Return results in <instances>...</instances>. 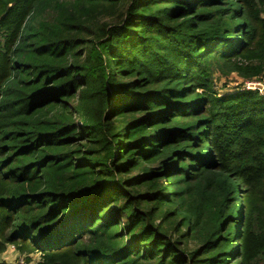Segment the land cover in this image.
<instances>
[{
	"label": "trees",
	"instance_id": "trees-1",
	"mask_svg": "<svg viewBox=\"0 0 264 264\" xmlns=\"http://www.w3.org/2000/svg\"><path fill=\"white\" fill-rule=\"evenodd\" d=\"M217 73L264 84V0H0V255L260 264L264 92Z\"/></svg>",
	"mask_w": 264,
	"mask_h": 264
},
{
	"label": "rangeland",
	"instance_id": "rangeland-1",
	"mask_svg": "<svg viewBox=\"0 0 264 264\" xmlns=\"http://www.w3.org/2000/svg\"><path fill=\"white\" fill-rule=\"evenodd\" d=\"M214 80L216 89L219 91V93L222 94L228 93L232 91L235 87H239L237 85H241L242 83L244 85L245 83V81L236 73H232L227 77H221L217 73L214 77ZM0 258L1 260H6L11 264H20L22 259H24V263L26 264H34L38 261H41V254L34 253L32 254L31 259V257L29 256L25 257V253L20 252L17 247L16 249H12L11 245H8L7 250L0 255ZM31 260H33L34 263H31ZM260 264H264V260Z\"/></svg>",
	"mask_w": 264,
	"mask_h": 264
},
{
	"label": "built area",
	"instance_id": "built-area-1",
	"mask_svg": "<svg viewBox=\"0 0 264 264\" xmlns=\"http://www.w3.org/2000/svg\"><path fill=\"white\" fill-rule=\"evenodd\" d=\"M244 86L246 88L259 89L261 92H264V84H263V82H260V81L246 80L244 83ZM11 248L16 249V246L14 244H11ZM27 256L31 257V259H32V254H26L25 253V257H27ZM32 262H33V260H31V263ZM20 264H26V263H24V259H22ZM34 264H40V261H38L37 263H34Z\"/></svg>",
	"mask_w": 264,
	"mask_h": 264
}]
</instances>
